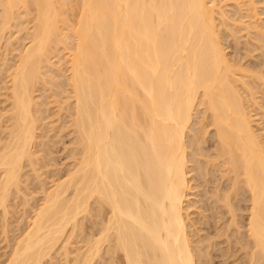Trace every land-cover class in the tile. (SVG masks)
<instances>
[{
  "label": "bare ground",
  "instance_id": "obj_1",
  "mask_svg": "<svg viewBox=\"0 0 264 264\" xmlns=\"http://www.w3.org/2000/svg\"><path fill=\"white\" fill-rule=\"evenodd\" d=\"M216 1L0 0L3 221L27 196L13 237L4 221L2 264H215L225 241L239 264H264V139L250 109L264 74H238L221 34L233 22ZM65 7L80 10L74 23ZM17 18L32 27L9 63L16 49L9 38L1 59L2 42ZM57 128L73 135V163L50 185L58 142L46 131ZM193 206L225 241L195 240Z\"/></svg>",
  "mask_w": 264,
  "mask_h": 264
},
{
  "label": "rangeland",
  "instance_id": "obj_2",
  "mask_svg": "<svg viewBox=\"0 0 264 264\" xmlns=\"http://www.w3.org/2000/svg\"><path fill=\"white\" fill-rule=\"evenodd\" d=\"M218 1V2H217ZM216 1V3L218 4V6H220V7H223L222 8V10H227L228 11V13H227V15H229V16H231V18L228 20V22H233L234 23V21H231V19H234L235 21H237V23L235 22L234 24L232 23V26L230 25V26H226V28H225V26H221V28H222V30H221V34H222V36H223V43H224V46H225V48H226V52L228 53V57L232 60V62H233V64L235 63V65H237V67H239L240 68V70H238L237 72H238V74H243V75H246V78H248L249 79V77H247V74H244V73H246V72H244V71H246L247 69V71H249L248 73V75L250 76V78H252L253 79V77H251L252 75H253V73H258V75L259 74H262V72H263V74H264V38L262 37V39L263 40H261V38H259L258 39V35H257V33H256V29H255V27L256 26H260V28H261V30L262 29H264L263 27V25H264V0H256V2L258 3L257 4V10H256V12L254 13V10H252V9H250V7H249V5H247V4H243L242 3V1L241 0H223V1H221V0H217ZM240 1V2H239ZM243 1H247V0H243ZM239 4H238V3ZM240 6V5H242V6H240L241 8H242V11H241V8H239V6L237 5V4ZM224 4V5H223ZM217 6V7H218ZM67 7V9H70L71 7H70V5H69V7H68V5L66 6ZM66 7H65V10H67L66 9ZM1 8V7H0ZM238 8H239V10H238ZM1 10V9H0ZM71 10V9H70ZM69 10V11H70ZM68 11V10H67ZM69 11H68V14H69V18H70V22L71 23H74L75 22V18H78V14H79V12H80V10H78V8H76L75 10H72V11H70V13H69ZM73 11H76V12H74L73 13ZM79 11V12H78ZM72 12V13H71ZM78 12V13H77ZM68 14H66V16L68 15ZM75 14V15H74ZM249 14V15H248ZM65 16V17H66ZM18 19V18H17ZM25 20V19H24ZM24 20L22 21V20H20L19 21V19H18V22H17V20L15 21L16 23H14L13 22V25H12V28H10L8 31H7V33H6V38L3 40V51H2V54H7V51H6V47L8 46V39L10 38V39H12V42H13V45H14V47H11V49H13V48H15L16 50L15 51H13L12 53H9V55L7 56V58L10 60V62L9 63H11V62H13L11 59H14L15 58V56L19 53V51L21 50V48L23 47V45L24 44H26L27 42H28V40H25V36L27 35V31L26 30H28V28L29 27H32L31 25L32 24H30V23H28V22H25V23H23L24 22ZM26 20H27V18H26ZM68 21H69V19H68ZM21 22V23H20ZM23 23V24H22ZM28 23V24H27ZM15 24H16V27H15ZM236 24V25H235ZM247 24V25H246ZM18 25V26H17ZM21 25V26H20ZM25 25V26H24ZM26 25H28V26H26ZM1 26V25H0ZM22 26H24V28L26 27V29H24ZM246 26H248L249 28H247ZM19 27H21V28H19ZM224 27V28H223ZM257 28V27H256ZM259 28V27H258ZM259 28V29H260ZM19 30H20V32H19ZM21 31L23 32V33H21ZM25 37V38H24ZM62 52V54L61 53H59L56 57H55V61H56V63L59 65H61V67L63 66V67H65V64H66V61H67V57L66 56H64V53H65V55H67L66 54V51H61ZM4 54V55H5ZM61 54V55H60ZM66 57V58H65ZM2 58H6V55H5V57L4 56H2L1 57V59ZM7 58H6V60H7ZM3 60H5V59H3ZM3 60H2V62H3ZM238 64H237V63ZM238 65H240V66H238ZM0 66H1V71H0V114H1V112H2V109L4 108V104H7L6 102H5V99H6V89H5V84L3 83L4 82V80L3 79H5L4 77L6 76V75H4L6 72L3 70L4 68H2L3 67V65H2V63L0 64ZM66 68H67V64H66ZM241 68H243V69H241ZM247 68V69H246ZM249 68H250V70L252 69V71H250L249 70ZM2 71H4V72H2ZM241 72V73H240ZM243 72V73H242ZM251 72V73H250ZM261 72V73H260ZM250 74H252V75H250ZM4 75V76H3ZM240 75V76H241ZM255 75V74H254ZM256 76V75H255ZM252 79H250V82L252 83V81H254V79L252 80ZM2 80H3V82H2ZM7 80V79H6ZM247 80V79H246ZM249 81V80H248ZM260 81H257L256 80V84L254 85L253 83V91H254V94H253V96H255L254 97V99L255 100H252V102H253V104H252V106L250 107V109H252L253 108V110H252V113L253 114H255L254 115V120H255V118H256V122H254V124H255V126H256V128H257V131H259L260 132V134H262V139H264V85L262 84V83H259ZM262 82V81H261ZM261 84V85H260ZM40 94H42L41 93V91L39 92ZM251 102V103H252ZM250 103V104H251ZM200 110H202V108L201 107H199V110H198V112L200 111ZM51 112H54V110H52ZM202 113H203V111H202ZM202 113L200 114L199 113V115L196 117L197 118V120H196V118H195V120L198 122V120H200V118L202 117ZM198 114V113H197ZM201 116V117H200ZM58 116H53L51 119H49L50 121L52 120V121H54L53 123H51L50 125H49V127L48 128H53L54 126H59L60 124H61V122L62 121H57L58 120V118H57ZM199 117V118H198ZM57 119V120H56ZM65 119V118H64ZM64 119H63V121H64ZM69 119V118H68ZM56 120V121H55ZM65 121H66V119H65ZM195 121V122H196ZM196 122V123H197ZM55 124V125H54ZM205 124L207 125V122H205ZM257 124H259V125H257ZM53 125V126H52ZM206 125H205V127H204V129L206 128ZM62 126H63V124H62ZM258 126V127H257ZM198 127V126H197ZM60 128H62V127H60ZM60 128H57V130H54L53 131V129H51L52 131H50V129H48L47 131H46V133L49 135V136H52V139H54V140H56V143L58 142V144L55 146L54 145V143H55V141L53 140V144L52 145H54V147H56V150H55V148L53 149V150H55L56 152H55V154L53 155L54 157H56V160L54 161V162H57V165L56 164H54L53 162V164H54V166L53 167H51L50 169H51V172L49 171V176H50V178H48L47 179V182H48V184L50 183V181H51V179L52 178H54L55 176L53 175V173L54 172H56L55 170H57L56 168H58V170H64V171H62V173H60V171H58L57 170V173H54L55 175L56 174H63V173H65V171L67 170V169H69V168H71V162L73 163V160L70 158L71 157V152L69 151V150H71V148L73 147V142H72V139H73V135L72 134H70V130H68V129H66V130H64L65 128H63L62 130L60 129ZM209 129V132L211 131V134H213V128L212 127H210V128H208ZM68 130V131H67ZM203 131H206V129L205 130H203ZM213 131V132H212ZM208 135V134H207ZM47 139V138H46ZM55 143V144H56ZM69 155H70V157H69ZM55 159V158H54ZM59 168H62V169H59ZM55 169V170H54ZM45 170H47L46 168H45ZM47 172H48V170H47ZM29 174H31V172L29 173ZM48 174V173H47ZM47 174H45V175H47ZM59 174V175H60ZM53 175V176H52ZM58 175V176H59ZM57 176V177H58ZM47 177H48V175H47ZM52 184V182L50 183V185ZM202 189V188H201ZM25 190H27L26 188H25ZM29 192V193H28ZM26 193H27V195H29V197H30V199H31V202H34V204H36L37 203V200H33L32 199V195L33 194H36V191L33 193V194H31L32 193V191H30V190H27L26 191ZM21 195H22V197H21ZM20 195V197H21V199H19L20 197H18V198H16L15 200H13L11 203L12 204H14L13 206H12V204H11V207H13V208H11V214L8 216V220H7V218L4 220V221H6L7 220V222H6V226L8 227H6L7 228V230L9 229L10 230V234L8 233V235H11L12 237L14 236V233H12V230H13V232H14V228H17V227H19L18 226V224L20 225L21 224V226L20 227H22L23 226V224H25L26 222V219L25 218H22L24 215H25V208H26V206H24L26 203V201H24V200H26L25 198L27 197H25V198H23L24 196H23V194H21ZM39 196V195H38ZM28 197V198H29ZM191 199H192V201H195V200H198V199H201L200 197L201 196H196L195 194L194 195H191ZM18 199V200H17ZM33 200V201H32ZM15 202H17L16 204H15ZM24 203V204H23ZM200 203L201 202H199V203H197V205L196 206H200ZM199 204V205H198ZM203 205V202H202V204H201V206ZM194 207V208H193ZM192 208H191V210H190V213H191V215H192V219L194 220V221H192V226H191V231H193L192 233H194V235H197V238H196V236H195V240L196 241H198L200 238H202L201 236H203V237H209V235L210 234H212V235H214V237H215V240H217V239H219V240H221L222 242L223 241H225L226 240V238L224 237H222V238H216V231H217V229H216V227H217V225L215 224L216 223V221L215 220H212L211 221V223H210V225H206L204 222H202V221H204V219H203V216L202 215H200L199 214V212H198V210L196 211V207L195 206H193ZM12 209H14V211L12 210ZM28 210H30V208H27ZM24 210V211H23ZM18 211V212H17ZM22 212H24V213H22ZM241 212V211H240ZM239 212V213H240ZM211 212H209V213H206L205 212V214H210ZM244 214V211L243 212H241L240 214ZM245 214H246V212H245ZM244 214V215H245ZM23 215V216H22ZM201 216V217H200ZM4 218L3 217V215L0 213V264H2V261H4V259H6V257H7V255H6V253L10 250V248H9V244L8 245H6L7 243H9V239L11 238H5L6 237V231H5V227H3L4 226V221H3V219L2 218ZM24 217H26V216H24ZM197 218V219H196ZM199 218H200V220H199ZM202 218V219H201ZM23 219V220H22ZM196 219V220H195ZM23 221H24V223H23ZM201 221V222H200ZM3 222V223H2ZM9 222V223H8ZM15 222V223H14ZM198 222V223H197ZM12 223V224H11ZM197 223V224H196ZM196 225V226H195ZM211 225H212V227H211ZM213 225H215L214 227H213ZM12 226V227H11ZM14 226V227H13ZM17 226V227H16ZM196 229H195V228ZM209 227V228H208ZM211 227V228H210ZM4 228V232H5V234H3L4 232H3V229ZM203 228V229H202ZM206 228V229H205ZM207 228H208V230H207ZM215 228V229H214ZM210 229H212V230H210ZM210 230V233L208 232ZM16 231H18V229H16L15 230V232ZM195 231H197V232H195ZM215 234H214V233ZM17 233V232H16ZM198 233V234H197ZM200 233V234H199ZM209 234V235H208ZM83 236V234H81V237ZM80 237V238H81ZM213 237V236H212ZM80 238H79V240L78 241H80ZM211 238V237H210ZM6 239H7V241H6ZM11 240H12V238H11ZM217 241V242H220V241ZM77 243V242H76ZM76 243L74 244V246L72 247V248H75V246H76V248H77V246L78 247H80L81 245H83L82 244V242H78V244L76 245ZM221 245L222 246H220L219 244H218V246L217 247H213V249L212 248H210V249H212V250H210L211 252H214L213 253V256L214 255H218V254H220L219 253V251H220V248H224V250H222L221 251V254H220V256H218V258H217V256H215V258H214V260H215V264H221V262H222V264H224L225 262H226V264H239V262L240 261H242V260H240V259H243V254H242V252L240 251V250H238V247H237V245H236V248H234L235 246H233V249H234V251H230L229 252V244H227V242L225 241L224 243H221ZM8 246V247H7ZM225 246V247H224ZM217 248V249H216ZM225 249H226V251L228 252V255L226 256H223V258H222V254H223V251H224V253H226V251H225ZM228 249V250H227ZM6 251V252H5ZM237 251V252H236ZM236 254H235V253ZM4 253H5V255H6V257H5V255H4ZM217 253V254H216ZM232 255H231V254ZM241 253V254H240ZM230 254V255H229ZM236 255V256H235ZM243 255V256H242ZM3 256V257H2ZM233 256V257H232ZM228 257V258H227ZM241 257V258H240ZM1 258H3V259H1ZM60 258H62L63 259V256L62 257H60ZM62 259H60V260H58V261H60L61 263H63L64 261V259L62 260ZM225 260V261H224ZM236 260V261H235ZM240 260V261H239ZM58 261L56 260L55 262H56V264H58ZM60 262H59V264H60Z\"/></svg>",
  "mask_w": 264,
  "mask_h": 264
}]
</instances>
